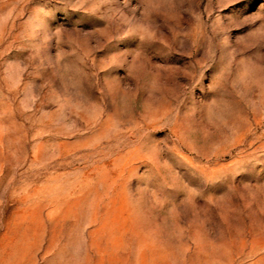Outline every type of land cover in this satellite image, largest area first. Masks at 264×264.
Returning a JSON list of instances; mask_svg holds the SVG:
<instances>
[{
    "label": "rangeland",
    "instance_id": "rangeland-1",
    "mask_svg": "<svg viewBox=\"0 0 264 264\" xmlns=\"http://www.w3.org/2000/svg\"><path fill=\"white\" fill-rule=\"evenodd\" d=\"M0 264H264V0H0Z\"/></svg>",
    "mask_w": 264,
    "mask_h": 264
}]
</instances>
